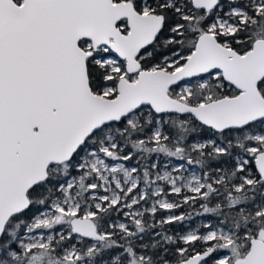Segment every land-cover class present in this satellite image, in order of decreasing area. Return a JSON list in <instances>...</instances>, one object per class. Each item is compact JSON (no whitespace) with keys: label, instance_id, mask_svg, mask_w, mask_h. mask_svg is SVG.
Instances as JSON below:
<instances>
[{"label":"snow or ice","instance_id":"1","mask_svg":"<svg viewBox=\"0 0 264 264\" xmlns=\"http://www.w3.org/2000/svg\"><path fill=\"white\" fill-rule=\"evenodd\" d=\"M0 264H264V0H0Z\"/></svg>","mask_w":264,"mask_h":264}]
</instances>
